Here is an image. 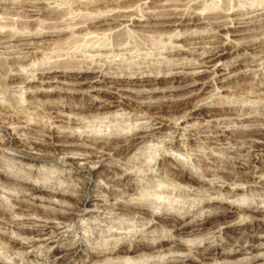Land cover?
Segmentation results:
<instances>
[{"label":"rangeland","instance_id":"obj_1","mask_svg":"<svg viewBox=\"0 0 264 264\" xmlns=\"http://www.w3.org/2000/svg\"><path fill=\"white\" fill-rule=\"evenodd\" d=\"M22 1L25 0H0V26L2 28H4L5 26L6 28L11 27L13 29H18L17 27L19 25L20 28H24L27 27L26 23H31V27H39L40 29L44 28L46 30H54L55 27L56 29H63L65 27L67 28V31H63L60 34L51 37L49 41L50 43H43L42 46L46 49L42 48V51L41 49H33V51H36V57L39 59H36L35 62L31 61L30 63L32 64V66L20 67L22 72L28 74L37 72L36 70L34 71L33 67L36 68L39 64H42L44 66L45 62L49 63L50 65L54 61H57V59L62 60L66 59L67 57H73L74 59L79 60H89L92 58L96 59L97 56H100L101 54V57H105L106 55L110 57V55H112L113 53L110 48L113 47L114 43L116 44V40L117 42H119V40L125 38L127 39V43L125 45L127 49L116 50L114 49L115 47H113L114 53L119 54L115 56L116 59H114V61L112 62L114 69L108 71L110 75H120V77H124V75L127 74L126 79L128 80V76L135 77L141 72L142 69L147 70L145 74H159L160 76H162L164 74L175 72V70L170 69L172 68V64L174 65L175 63L177 64L183 61L185 63L187 61H197L199 59L197 54H190L186 52L173 53L171 51L172 45L177 42L175 38H173L172 40L171 37L174 32L189 36L190 34L195 35L196 33V35H199L200 33L204 32H207V34H214L218 30L215 25L217 23L213 22V25L211 23H200L198 25L190 24L179 25L176 27L167 26L161 28H142L139 26L130 25L131 28L137 30L131 32V34L123 31L122 33H118L119 31H116L115 33V31L113 30H108L107 32L105 31L102 34L94 32L88 33L87 30L85 31L82 28L78 30V26L73 30L72 28L77 24V22H80L79 24L83 23L78 19V17L82 18L81 20L83 21L87 17H85L84 15H92V12L89 9H84V6L82 7L83 9L80 7L82 6V4L85 5V1L90 0H45L46 4L50 7L58 6L57 8H61L60 11H58L59 13L55 15V18L57 17L56 20L54 19L56 22L52 23V25L46 24L45 22L43 23L44 19H47L48 16L32 17V19L38 18L37 20L43 19L42 21L40 20L41 22L37 20H20L22 18H29V16L27 17L25 13H22L20 11L17 12V10L19 9L17 6L20 5ZM175 1H177V5L173 6H178V8L182 10L181 12H186L189 9L187 12L190 11L189 13H192L193 9L195 8L196 10L194 11L202 14L213 12L212 14H215L216 16L210 17L209 19H207V21H220L221 19V23L224 22L227 23L228 26H231L230 29L235 28L236 34L227 35L225 31L221 32L223 33L224 37H222L220 40L224 45L230 46L235 42L247 43L253 39L260 42L261 46L250 50V53L244 51L243 49H240V52L238 51L237 53L224 54L221 60L216 61V66L220 68L217 73L202 74L201 81L204 84V87L201 84L199 85V88L201 87V90L198 94L183 100H172L174 101V105L172 108L162 106V108H164L166 111H169L166 115L172 120L170 125L164 128L165 131L158 134L152 140L147 141L144 144H139V147H131L130 150L127 149V151L124 152V154H127L126 160H128L129 164H123L121 167H123L125 171L130 172V178L128 180H135L136 192L138 194H142L144 198L153 202H151V210L156 208L159 209V212H157L160 214L158 220L163 221L160 222V225H158V227L154 231L151 228L149 229L151 224L145 223V221L140 219L139 217L123 214L120 211L112 209L111 203L117 201V198H124L122 197V190L124 188L123 186L125 185V183L127 184L126 181L128 180L126 179L121 181V183H123L124 185L121 183H111L107 181V176L110 175L111 172L109 170L112 167H110L109 164L100 163H97L94 166L95 174L92 177L94 183L90 186V192L84 200V213H87V215H94V212L99 209L103 214L100 215L101 217L90 216V218H87L83 216V218L76 220L75 232L84 234V236L88 240V244L87 248H85L83 252H81V256H75L70 264H77V262L81 258H86L84 264H100V260L102 258L95 254L100 250H105V252H108L115 246V242H118L120 238L125 236L128 238L134 236L138 240H143L149 246H157L160 241H163V236L171 233L172 231L170 227L163 225L164 220L166 219V217L164 216V208H168L170 211L176 213H183L184 211H187L191 214L195 213L190 218L193 219L197 224L203 223V221L208 219H211V221L200 226L203 228L202 235H194L193 233L192 235L191 229L194 228L192 226V228L186 229L187 233H182L176 236L179 241L189 244V246H191L190 250L187 249L174 251L173 249L169 248L172 244L168 241H164L165 247H161V245H158L154 249L146 246L141 247L135 252L131 253V257H129V259L121 258V262H124L125 264H136V262H133V260L140 261L141 258H137V256L141 254H143V257H148V262L163 258L173 259L179 255H195L199 250H204L205 246H207L208 244H216L218 246L226 244L228 247L227 249H231V244L236 243L235 240H237L238 236L241 235L244 229L241 230V232L239 231L238 233H231L226 236L217 233V224L219 225L221 221H249L250 218H248V214L244 212L239 213V205L243 204L246 206L247 204H251V206H257L259 202V206L264 207V187L260 186L264 184V152H259V154H257L258 158L253 159L254 162L251 158L247 160H241L240 162H242L243 164V170L237 173L234 162L235 160H238V156L236 153L234 154V151H236L235 149L244 146V144H239V142L234 141L233 137L239 136L238 131H240V129L242 130V127L249 128L250 125L246 123L250 122H245L244 124L246 126H243L242 124L237 123L235 121L236 119L229 118L236 117L239 113L242 112L245 106H262L264 104L263 90L253 91L251 89H247L248 91L245 90L243 92H237L232 90V88L226 89L222 87L223 85L227 87H233L237 83L243 82L249 84L255 82L257 83V85L264 87V76L263 73L261 74V71H264V60H260L258 58L259 55L264 52V25L263 27H259L256 24H252V26H248V28L244 26L240 27L241 29H238L237 21L241 20L229 19V21L227 19V17L231 18L232 14H238L241 17H248L250 15L249 17H251L256 13L264 11V0H225V4L227 5V7H225L224 5H218V0H202V3L200 5H192L191 7L189 6V0H174L173 2ZM37 2L38 0H32V3L34 4H36ZM110 2L112 3L111 0L109 1V3ZM151 5L153 6L152 3L149 4V6ZM104 6L105 5L103 4H98V6L96 5V7L93 8H95V10H99L100 7H102L100 9H103ZM221 8H223L224 10H220ZM146 10L150 11L152 10V8H147ZM78 13L79 15H76ZM82 15L84 18L82 17ZM178 15L180 16V14ZM70 16H75L76 19H72L73 21L71 19L69 20V18L67 17ZM261 17H264V15L258 18H250L246 20L256 21L257 19L258 22V19ZM18 20L19 25L15 22ZM62 20L65 22H63ZM40 23H42V25ZM144 29H146L145 32ZM86 33L88 35H86ZM191 36H189V38L187 39H183L179 43H176V45H184V47L186 46V49L195 46V39H191ZM200 37L201 38L197 39L198 43L200 44L197 43L196 45L198 47V52H201L204 49H208V47L212 44V42H209L208 40L206 41V38L204 36ZM200 40L202 42L206 41L207 43H202ZM221 42H218V44H222ZM101 45H105L106 48L109 49H105L100 52L94 51L98 46ZM203 45L205 46V48ZM89 49L93 51H88ZM13 50L14 48H7V50H5L7 52L4 53L2 50H0V57L2 58H0V63L2 64L4 62L2 65L7 64L4 61V58L10 55V52H13ZM254 53L258 54L257 59H255V62H251V60L253 59L251 57H254L252 56L254 55ZM237 55L246 57L248 60V65H241L239 66V68H223L224 65L230 66L233 61L232 59H235ZM248 57L250 60L248 59ZM1 60H3V62ZM240 70L248 75V77H246L245 79L234 80L232 78L233 75L235 74V72H238ZM54 74L55 73H52V75ZM95 74L99 73H91L86 76L93 77L95 76ZM59 79L62 81H71L70 79H64V77H59ZM185 79L187 78H182L181 80ZM153 81L154 83L147 85H144L141 82L137 81L135 85H130V87H132L134 90L126 91L122 95V97H116L113 93L101 91L96 88H91L87 87V85H84L79 90V92L68 93L65 90H60L58 91V93L43 92L37 97V99L40 101V103L53 100L60 101V103L66 101L71 104L80 106H82L83 104H88L89 106L85 107V109H76V107L72 106L58 107V109L60 111H63L65 114L62 116L63 119H67L66 114L68 113H76L74 115V118H72L75 120L74 122L66 123L65 121H59V123L57 124L63 125L60 127L65 129L66 127L67 129H69L68 126H73V138H77L78 140V133L82 131L89 133L95 132L98 134L106 135L112 130L128 131L131 128L138 127L140 125L148 128L150 125L148 124L147 119L142 118L141 115L143 113L141 112V107L139 105V102L137 101L153 100L157 101V103L152 102L153 104L161 105V103H159L162 101L161 99H165L166 97L180 98L182 97V95H184L183 91H175L173 93V96H171L169 92L159 91L155 92L153 97L150 98L148 97V95L141 94L140 90L143 89L150 90L156 86L160 87L161 89H167L172 87L173 85H178V82L168 77ZM155 82L158 83L155 84ZM57 85L66 89L73 88L72 85H67L60 82L53 83L51 87H49V85H45L44 89L52 90V88ZM40 86L41 85L39 83H35L34 88L37 89L40 88ZM217 87H219V89L214 90ZM28 93L29 92H26L24 88H21V86L7 85L0 76V100L3 101L0 102V105H11L16 111H20V113L25 114L24 116L26 120L34 123L37 122L41 117H38L36 113L31 112L34 109L32 110L30 108H27L26 97ZM220 99H222V103L219 102ZM106 101L111 103V106H109L108 104H104V102ZM37 103L39 109L42 108V105L39 102ZM219 106H235L237 107V109L234 112H230L218 108ZM259 111L264 112V110L260 109ZM212 113L218 114L217 118H221L217 120V122L213 121V117L207 116V114L209 115ZM1 120L2 113L0 110V122ZM43 126L44 125L42 123H37V125L34 126V129L22 127H19L18 129H12L10 127L9 129H7V133L0 130V169L9 173V175H16V177L21 176L23 178L27 177L31 182V185H28L29 187H32L33 184H35L39 188L43 187V190H39L37 192V196L33 195L34 197L29 198L28 193H26V189L23 188V185L0 180V204L5 206L8 210L10 209L9 211H11L7 219H23L24 213H26L27 211L30 217H39L42 215L43 210L51 211L55 207L65 209L67 205H69V201H72L74 198L70 196H63L61 194L54 195L50 190L58 188L63 189L66 192L75 193L78 187L76 185L82 182V180L87 181L89 177L88 175L73 177L71 176V174H67L66 172L61 170L63 166L61 167L59 162L68 159V157H71L72 154H74L72 152L69 153V151H79L81 149L80 146H63V149L56 152L54 156L55 160L58 159V162L49 161L33 165L35 162L24 159V154L23 152H21L22 149L26 148L23 145L24 140L26 138L33 137L44 139L45 136L43 135V133L47 132L45 131ZM157 126H159V124H155L153 127ZM252 137L254 138L255 136ZM255 138H258V136H256ZM6 139L10 140L9 144L4 143ZM209 139L213 140V142H211ZM1 140L3 141L1 142ZM29 150H32L34 153L45 152L43 148L41 151H39V148H31ZM196 150H200L203 153L201 158H199V160L201 159L199 162L201 163V165L203 164L202 166H200V163L198 162V164L196 158L192 156V152ZM164 156H172L173 158H175V160H177L179 164H182L183 166L185 165L186 168H190L195 173H200L202 167H207L211 170H215V172H218L217 175L215 174V176L210 178L203 176L207 181L214 184V186H212L214 189L207 186L208 188L199 187L196 190L191 191L184 185H178L173 179H171L169 175H160L161 172L159 169V163L162 161ZM109 160L116 163V165H121L119 156H114ZM231 162L234 164H232ZM220 186L231 191L237 189V192H239V194H237L236 196H228L225 190L220 192L217 190ZM127 198L130 197H126V199ZM214 198L223 199L224 202L222 205L230 206L228 204H231L230 209L232 212L225 218H213V214H218L217 209H215V211L203 210L199 212L198 209L202 206L204 202L203 200ZM20 199L27 200L24 206L25 209H18L16 201ZM166 201H176L177 204L170 209L164 204V202ZM61 203L65 206L60 207L59 204ZM33 204L36 210H29L28 208H30ZM91 211H93V214H89ZM250 212L251 211H249V213ZM238 214H240V216ZM69 229H74V226H70ZM0 231L7 232L9 234L13 233V235H16V233L13 232L12 229H9L8 225H4V223H2L1 221ZM189 231L191 232L189 233ZM20 236L24 237V239L26 238L27 240H34L37 238L35 235L30 233H22ZM205 237H211L212 242L208 243L207 240L204 239ZM0 242H2L5 247H9L8 241L2 238L1 234ZM262 243V245H264V242ZM15 245L16 246L14 247V250L19 251L23 254L22 264L48 263V256L50 253L49 250H38L35 256L26 258V249L22 248L20 244ZM129 246L130 245L127 244L126 248H128ZM262 252H264V250L261 251L256 249H254V251L252 252V254L259 255L258 262L260 263L264 262V258H259ZM89 254H94L95 257L89 259L86 257V255ZM252 254L244 251L239 252L235 254L236 258L238 259L236 261H241V259H244L245 257H251ZM227 260L228 259L225 256H222L216 260H211L210 262H212L213 264H222ZM114 261H118V258H115ZM18 263L21 264V261L18 260L17 264ZM0 264H2V262H0Z\"/></svg>","mask_w":264,"mask_h":264},{"label":"bare ground","instance_id":"obj_2","mask_svg":"<svg viewBox=\"0 0 264 264\" xmlns=\"http://www.w3.org/2000/svg\"><path fill=\"white\" fill-rule=\"evenodd\" d=\"M109 1L110 0L85 1L84 2L85 5L82 4V6L80 7L82 8L84 6L83 7L84 9L87 10L89 9L92 12L91 13L92 15H84L85 17L86 16L87 17L83 21L81 20L82 18L78 17V19L83 23L79 24L80 22H77L78 21L77 20L76 21L77 24L72 28V30L78 26V30L82 28L85 31L87 30L88 33L94 32V33L102 34L105 31L107 32L108 30L110 31L113 30L115 31V33L116 31L117 32L119 31L118 33H122L123 31L128 34L129 33L131 34V32L137 30L131 28L130 25L139 26L142 28H149V27L161 28L167 26L176 27L179 25H190V24L198 25L200 23H208V24L211 23L213 25V22L217 23L215 25L216 28H218V30L216 29L217 31L216 32L214 31L215 32L214 34L213 33L207 34V32H204V33H200L199 35H196V33L195 35L192 34L189 35V36L192 35L191 39L192 38L195 39L196 45L198 43L197 39L201 38L200 36L202 37L204 36L206 38V41L208 40L209 42H212V44L208 47V49H204L201 52L197 51L198 47L195 44H194L195 46L187 49L185 48L186 46L184 47V45H176V43L181 42L183 39L189 38V36L188 35L185 36L181 33L174 32L175 33L174 34L173 32H170L173 33L171 36L172 40L173 38H175L177 41L171 47L172 48L171 51L173 53L186 52L190 54H197L199 59L197 61L195 60L187 61L186 63L181 59L183 62L177 64L175 63L174 65L172 64L171 66L172 68H170L172 70H175V72L164 74L162 76H160L159 74L157 75L145 74L147 70L141 69V72L137 76L135 77L128 76V80H127L126 79L127 74H125L124 77H120V75L119 76L110 75V73L108 72L114 69L112 62L114 61V59H116L115 56L119 54V53H114V49L116 50L127 49V47L125 46L127 43V39L125 38L119 40V42H117L116 40V44L113 42L114 43L113 47L115 48L114 49L113 47L110 48L111 51H113L110 57H108V55H106L105 57L103 56L101 57L102 55L101 54L100 56H97L96 59L92 58L89 60L88 59L79 60V59H74L73 57H67L66 59H62V60L57 59V61H54L50 65L49 63L45 62L44 66L42 64H39L38 67L36 68L33 67L34 71L36 70L37 72L28 74L22 72L20 67L32 66L30 62L31 61L35 62L36 59H39L36 57V51H33V49H38V50L41 49V51L42 48L46 49L45 47L42 46V44L49 42L51 37L58 35L63 31H67V28L65 27L63 29L62 28L56 29L55 27L54 30L53 29L46 30L44 28L40 29L39 27L38 28L31 27L30 26L32 25L31 23H26L27 27L20 28L19 20L15 21L19 25L17 27L18 29L16 28L13 29L11 27L6 28L5 26L4 28H2L0 26L1 27L0 50H2L4 53L7 52L5 51L7 50V48H14L13 52H10L11 54L4 58V61L7 64L2 65L4 62L3 60H1L3 63L2 64L0 63L1 64L0 76L7 85L21 86V88H24L26 92H29L26 97L27 108H30L32 110L34 109L31 112L32 113L34 112L38 115V117H41L37 122L32 123L25 119L24 116L25 114L20 113V111H16L11 105L2 104L0 105V110L2 113L0 130L7 133V129H9L10 127L12 129H18L19 127L34 129V126H36L37 123L39 124L42 123L44 125L43 127L45 131L47 132V133L45 132L43 133L45 138L41 139L39 137H33V138L25 137L26 139L24 140L23 145L26 148L22 149L21 151L24 154L23 155L24 159L35 162L33 165H36L37 163H43L49 161L58 162V159L55 160L54 156L56 152L61 151L63 149L62 148L63 146L65 145H76V147L80 146L81 149L79 151L77 152L69 151V153L72 152L74 154H72L71 157H68V159L59 162L61 167L63 166L61 170H63L67 174H71V176L73 177L84 176V175L89 176L87 181L82 180V182H80L78 185L75 184L76 186H78L75 193L66 192L63 189H58V188L50 190L54 195L61 194L63 196H70L74 198L72 201H69L70 203L69 205H67L65 209L55 207L51 211L43 210L42 215L39 217H30L27 211L26 213H24L23 219L18 220V219H10V218L7 219L11 211H9L10 209L8 210L5 206L0 204V221L4 223V225H8L9 229L10 230L12 229V231L16 233V235H13V233L9 234L7 232L0 231L2 238L8 241L9 244L8 246L14 249V247L16 246L15 244H20L22 248L26 249L25 252L26 258L35 256L38 250H49L50 253L48 256L47 264H70L75 256L76 257L81 256V252H83V250L87 248V244H88L87 238L84 236V234L75 232V228H76V220L83 218V216L90 218V216L97 217L103 214L99 209L94 212V215H87V213H84L83 203L84 200L86 199V196L90 192L89 191L90 186L94 183L92 179V177L95 174L94 166L97 163L109 164L110 167L112 168L109 170L111 173L109 176H107V181L111 183L118 184L121 183V181L123 180L126 179L128 180L130 178V172L125 171L123 167H121L123 164H127V165L129 164L128 160H126L127 154L126 153L124 154V152H126L127 149L130 150L131 147L137 148L139 144H144L145 142L152 140L158 134L165 131L164 128L166 126H169L170 123L172 122L171 118L166 115L167 112L169 111H166L164 108H162V106L163 107L165 106L167 108H172L174 105V101L172 100H177V99L183 100L198 94L201 90V87L199 88V85L201 84L204 87V84L201 81L202 74L217 73L220 68L216 66L217 64L216 61L221 60L224 54L237 53L240 49L249 52L250 50L255 49L256 47L261 46L260 42L253 39L250 41L248 40L249 42L247 43H240V42L237 43L234 41L235 43L233 45L230 46L224 45L220 40L222 37H224L223 33L221 32L225 31L227 35L236 34L235 28L230 29L231 26H228L227 23L224 22L221 23V19L220 21H215V20L207 21V19H209L210 17L216 16L215 14H212L213 12L202 14L194 11L196 10V8L193 9L192 13H189L190 11L187 12L189 9L186 12L184 10H183L184 12H181L182 10L179 9L178 6H173V5H177V1L173 2L174 0L173 1L172 0H111L112 3L111 2L109 3ZM148 3L149 4L152 3L153 6L152 5L149 6ZM98 4H103L105 6L103 7V9H100L102 8L100 7L99 10H95V8L93 7H96V5L98 6ZM17 7L20 9V10L18 9L17 12L20 11L22 13H25L27 17L29 16V18L27 19L22 18L20 20L32 21L38 19V18L32 19V17L34 16L37 17L48 16L47 19H44L43 23L45 22L46 24H51V25L52 23L56 22L55 20L57 17L55 18V15L58 14L59 13L58 11H60L61 9V8L60 9L57 8L58 6L50 7L49 5L46 4L45 0H38L36 4L32 3V0L30 1L25 0L22 1L20 5H18ZM147 8H152V10L150 11L146 10ZM178 14H180V16ZM76 15H79V13ZM236 15L238 14H232L231 18L227 17V19L241 20V21H237L238 29H241L240 27H244V26L248 28V26H252V24L254 25L256 24L259 27H263L264 25V17L259 18L258 22L257 19L256 21L246 20L250 18H258L264 15V11L256 13L251 17H249L250 15L248 17H241L239 15L238 16ZM67 18H69V20L76 19L75 16L73 17L70 16ZM40 20L41 19L37 21ZM40 24L42 25V23ZM145 31L146 29H144V32ZM86 35L88 34L86 33ZM206 41L203 42L207 43ZM218 42H221L222 44H218ZM105 49L108 50L109 48H106L105 45L104 46L101 45L98 46L94 51L100 52ZM88 51H93V50L89 49ZM257 55L258 54L254 53V55H252L254 57L250 56L251 58H253L251 62H255V59H257ZM258 58L260 60H264V52L261 53V55H259ZM232 60L233 61L230 66L224 65L223 68H228V67L239 68V66L241 65L242 66L248 65L247 58L242 57V55H237V57ZM52 73L55 74L52 75ZM91 73H99V74H95V76L93 77L86 76ZM262 73L264 76V71H261V74ZM59 77H64V79H70L71 81L69 80L62 81L59 79ZM165 77L172 78L174 81L178 82V85H173L172 87L167 89H163V88L161 89L160 87L157 86L150 90L143 89L140 90L141 94L148 95V97L150 98L153 97L155 92H159V91L169 92L171 96L174 95L173 93L175 91H183L184 95H182V97L180 98L166 97L165 99H161L162 101L159 102L161 103V105L153 104L152 102L157 103V101H153V100L137 101L139 102V105L142 110L141 112L143 113L141 115L142 118L147 119V122L150 125L148 128L144 127L143 125H140L138 127H133L128 131L112 130L106 135L98 134L95 132L89 133L82 131L78 133L79 138L77 140V138L76 139L73 138L74 137L73 126H68L69 129H67V127L65 129L60 127L63 125L57 124L59 123V121H65L66 123L74 122L75 120L72 118H74V115L76 113H68L66 114L67 119H63L62 116L65 114L63 111H60L58 107L72 106V107H76V109L77 108L85 109V107H88L89 105L83 104L82 106H80V105L71 104L66 101L60 103V101H53V100L40 103V101L37 99V97L41 95L43 92L58 93V91L60 90H65L68 93L79 92V90L84 85H87V87L96 88L101 91L113 93L116 97H120V96L122 97V95L126 91L134 90L132 87H130V85L133 84L135 85L137 81L141 82L144 85H147L154 83L153 80H158L160 78L163 79ZM246 77H248V75H246L245 73L242 72V70H240L238 72H235L232 78L234 80H239V79H245ZM182 78H187V79L181 80ZM60 82L67 85H72L73 88L66 89L57 85L54 88H52V90L44 89L45 85H49V87H51L53 83H60ZM35 83H39L41 85L40 88L35 89L34 88ZM157 83L158 82H155V84ZM222 87L226 89L232 88V90L237 92H243L247 89H251L253 91L263 90V94H264V87L257 85V83L255 82L251 84L246 82L237 83L233 87H227L223 85ZM216 89H219V87L215 88L214 90ZM37 102H39L42 105V108L39 109ZM219 102L222 103V99H220ZM104 104H108L109 106H111V103L107 101L104 102ZM262 106H257V107L245 106L242 112L239 113L236 117H229L236 119L235 121L237 123L242 124L243 126L245 125L244 124L245 122H250V123H246L250 125L249 128L242 127V130L240 129V131H238L239 136L233 137L234 141L239 142V144L240 143L244 144V146L235 149L236 151H234V154L236 153L238 156V160H235L234 162L235 163L234 166L237 169L236 171L237 173L243 170V166H242L243 164L242 162H240L241 160H245V159L247 160L251 158L253 161V159L258 158L257 154H259V152H264V112L259 111V109L264 110V104ZM218 108L230 112H234L237 109V107L235 106L233 107L219 106ZM70 115H72L73 117ZM207 116L213 117L212 120L216 122L221 118L220 116H219L220 118H217L218 114L215 113L209 115L207 114ZM155 124H159V126L153 127ZM252 136L255 137L258 136V138L255 137L253 138ZM2 141L3 140H1V142ZM210 141L213 142V140ZM9 142L10 140L6 139L4 143L9 144ZM31 148H39L40 149L39 151H41L43 148L45 152L34 153L32 150H29ZM114 156H119V161L121 162V165H116V163L111 162L109 160ZM200 160L196 158L197 163ZM159 164H160L159 169L161 172L160 175L163 176L164 174L169 175L171 179H173L178 185H184L188 187L191 191H194L199 187L213 188L212 186H214V184L207 181L206 178L204 177L210 178L215 176V174L217 175L218 173L215 172V170H211L207 167H202L200 173H195L190 168H186L185 165L183 166L182 164H179L177 160H175V158H173L172 156H164ZM202 165L200 163V166ZM197 177H201V178L198 179ZM0 180L10 183L14 182L23 185L24 186L23 188L26 189V193H28L29 198L34 197L33 195L37 196V192L39 190H43V187L39 188L35 184H33L34 186L32 185V187H29L28 185L29 184L31 185V182L27 177L23 178L21 176L16 177V175L15 176L9 175V173L3 171L2 169H0ZM126 182L127 184L125 183V185L121 183L124 185L123 186L124 188L122 190V197H124L125 199L117 198V201L111 203L112 209L116 211H120L123 214L139 217L140 219L144 220L145 223L151 224L149 229L151 228L154 231L158 227V225H160V222L163 221V220L162 221L158 220L160 214L151 210L150 208L152 205L151 200L144 198L142 194H138L136 192L135 180L131 179L130 181L128 180ZM260 186L264 187V184ZM217 190L219 192L225 190L228 196L229 195L236 196L237 194H239V192H237V189L231 191L222 188V186H220ZM126 197H130V198L126 199ZM203 201L204 202L202 206L198 209L199 212L203 210L215 211V209H217L218 214H213V218H225L232 212L230 209L231 204H228L230 206L222 205L224 202L223 199L214 198V199H206ZM26 202L27 200H21V199L17 200L16 204L18 205L17 206L18 209H25L24 206ZM59 206L62 207L65 205L61 203L59 204ZM252 206L251 204L249 205L247 204L246 206L242 204L238 206L239 213L244 212L248 214V218H250L249 221H244V222L221 221L219 225L217 224V228H218L217 233L226 236L231 233H238L239 231L241 232V230L244 229L241 235L238 236L237 240H235L236 243H232V244L230 243L232 246L231 249H227L228 247L226 244H222V246H218L216 244H208L207 246H205L204 250H199L195 255H191V254H187L185 256L179 255L173 259L163 258L148 262V257H143V254H141L137 256V258L139 257L141 258V260L140 261L133 260V262H136V264H213L212 262H210L211 260H216L222 256H225L228 260L222 264H264V262L263 263L258 262L259 261L258 254H252L254 249L261 251L264 250V245H262L263 244L262 242H264V234H263L264 207L259 206V202L257 206L256 205L253 207ZM28 209L36 210L34 204ZM169 211L170 210L168 208H164V216L166 217V219L164 220L163 225L170 227L172 231L171 233H168L165 236H163V241H160L158 245H161V247H165L164 241H168L169 243L172 244L170 245L169 248L173 249L174 251L175 250L181 251L187 249L190 250L191 246H189V244L185 242L179 241L176 238V236L182 233H187L186 229L192 228V226L194 228L191 229L192 232L189 231V233L191 232V234L193 233L194 235H202L203 228L200 226H202V224L204 223L211 221V219L205 220L203 221V223L197 224L194 222L193 219L190 218L195 213L191 214L187 211L184 212L182 211L183 213H176L173 211L170 212ZM249 211L251 212L249 213ZM89 214H93V211H91ZM238 215L240 216V214ZM72 225L74 226V229L71 230L69 229V227ZM22 233H30L35 235L37 238L34 240H27L26 238L24 239V237L20 236ZM127 244L130 245L128 248H126ZM144 246L152 249L157 247L156 245L149 246L143 240L140 239L138 240L134 236H131L129 238L125 236L120 238L118 242H115V246L108 252H105V250L104 251L100 250L95 255H98L99 257L102 258L100 260L101 262L100 264H125L124 262L120 261L122 260L121 258L129 259V257H131L130 256L131 253L135 252L137 249ZM243 251L252 254L251 257H245L244 259H241V261H236L238 259L236 258L235 254ZM112 256L114 259L118 258V261H114ZM86 257L91 259L95 256L94 254H89L86 255ZM85 259L81 258L77 262V264H84Z\"/></svg>","mask_w":264,"mask_h":264},{"label":"clouds","instance_id":"obj_3","mask_svg":"<svg viewBox=\"0 0 264 264\" xmlns=\"http://www.w3.org/2000/svg\"><path fill=\"white\" fill-rule=\"evenodd\" d=\"M202 3V0H189V6L191 7L192 5H200ZM218 5H224L225 7H227V5L225 4V0H218ZM220 10H224L223 8H221ZM0 102H3L2 100H0ZM203 155V153L200 150H196L194 152H192V156L199 159L201 158V156ZM198 179L201 177H197ZM164 204L171 208L174 205L177 204L176 201H166L164 202ZM152 211L154 212H159V209H152ZM205 240H207L208 243L212 242V238L211 237H205ZM151 242V241H148ZM22 256L23 254L19 251H16L14 249H12L11 247H5L4 244L2 242H0V262H2V264H17V261H21L22 264ZM259 258H264V252H262L260 254Z\"/></svg>","mask_w":264,"mask_h":264}]
</instances>
